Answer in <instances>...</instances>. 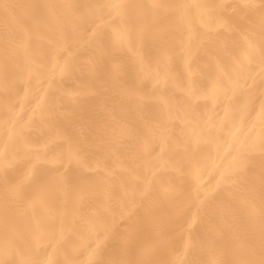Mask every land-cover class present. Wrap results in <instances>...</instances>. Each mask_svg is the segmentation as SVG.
<instances>
[{
  "label": "bare ground",
  "instance_id": "obj_1",
  "mask_svg": "<svg viewBox=\"0 0 264 264\" xmlns=\"http://www.w3.org/2000/svg\"><path fill=\"white\" fill-rule=\"evenodd\" d=\"M0 264H264V0H0Z\"/></svg>",
  "mask_w": 264,
  "mask_h": 264
}]
</instances>
